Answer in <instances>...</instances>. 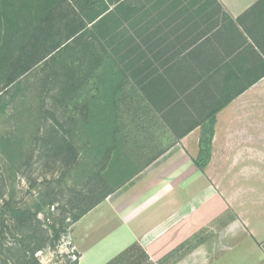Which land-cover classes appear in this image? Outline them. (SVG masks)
<instances>
[{
	"label": "rangeland",
	"instance_id": "rangeland-1",
	"mask_svg": "<svg viewBox=\"0 0 264 264\" xmlns=\"http://www.w3.org/2000/svg\"><path fill=\"white\" fill-rule=\"evenodd\" d=\"M13 1L10 9L18 16L21 25L16 29L4 28L2 34L11 33L12 42L6 43L10 50L19 52L20 48H25L23 56L20 53L13 56L12 66L0 79L1 87L11 79L9 75L19 73L22 76L19 78L22 81L20 86L14 89L8 86L0 91V264H28L26 261L32 258L33 251L40 264H77L74 254L78 256V250L72 235L77 218L100 194L121 185L135 173L203 175V185L212 182L208 186L216 188L228 182L227 179L222 180V175H264V147L244 149L242 154L245 158L241 163H219L220 158L209 163L213 143L211 141L210 147L205 145L203 150L201 141L209 140L215 124L212 119L203 125L201 146L195 133L179 137L185 129H179L178 118L184 115L204 118L205 112L200 113L197 106L166 107L162 113L163 104L149 103L140 92L128 97V109L114 106L113 102L119 100L115 90L119 81L112 78L104 85L101 72H97L94 80L98 90L90 94L78 89L77 93L63 94L66 87V77L63 76L71 74L67 66L71 51H66L56 61L50 59L55 52L38 61L44 51L52 47V41L38 27L41 22L38 19L46 16V12L41 10L46 0ZM138 1H141L138 4L140 13L128 21L134 23L141 17L146 22L156 15L152 9L162 12L165 9L173 16L169 29L175 30L184 15H195L209 3V0ZM127 8L126 13L129 14ZM130 26L127 25L128 28ZM56 32L59 39L69 33L70 28L61 25ZM36 34H41V41L35 37ZM18 38L24 42H17ZM115 63L121 66L117 57ZM84 70L86 66L82 68ZM85 79L83 81L82 76L79 77V87L86 84ZM107 87L115 91L109 101L113 105L108 109L110 121L104 107ZM87 107L91 110L88 111ZM150 120L151 123L148 122ZM130 131L131 137L124 138V133ZM213 135L214 132L212 139ZM135 139L145 144L144 150L134 147ZM262 142L264 145V140ZM110 147L112 150L108 156L106 149ZM201 149L203 156L200 155ZM235 151L238 154L239 150ZM155 155L159 157L155 159ZM253 156H261L260 162L247 158ZM149 158L155 160L145 166L144 162L146 164ZM191 182L187 180L182 186L183 194L201 186ZM247 182L248 179H236L237 186ZM260 183L263 188L264 182ZM117 190L111 194L112 197ZM183 194L182 198H187ZM111 195L107 199H111ZM12 210L19 212L14 214ZM261 214L264 216V212ZM51 227L60 233L59 238L53 239Z\"/></svg>",
	"mask_w": 264,
	"mask_h": 264
},
{
	"label": "crops",
	"instance_id": "crops-1",
	"mask_svg": "<svg viewBox=\"0 0 264 264\" xmlns=\"http://www.w3.org/2000/svg\"><path fill=\"white\" fill-rule=\"evenodd\" d=\"M218 1L229 20L205 50L211 62L222 59V69L197 108L208 115L221 107L209 163L233 164L244 149L264 147V76L255 79L264 67V48L255 43L264 45V0ZM207 122L189 132L198 144ZM202 177L135 175L74 223L78 264H264V175H222L228 182L219 188ZM238 177L249 182L237 186ZM187 180L201 186L183 194Z\"/></svg>",
	"mask_w": 264,
	"mask_h": 264
},
{
	"label": "trees",
	"instance_id": "trees-1",
	"mask_svg": "<svg viewBox=\"0 0 264 264\" xmlns=\"http://www.w3.org/2000/svg\"><path fill=\"white\" fill-rule=\"evenodd\" d=\"M140 2L138 0H46L43 9L41 8L42 11L46 12V16L38 19L41 21L38 27L43 35L45 33L48 39L52 41V47L44 51L38 61L53 52L55 53L50 59L56 61V59L58 60L62 55H65L66 51H71L67 63L71 74L66 73L63 76L66 77V87L62 91L63 94H74L79 91L78 89L86 90L90 94L98 90V87L94 85V80L97 72H101L103 73L101 79L104 85H107L112 78L119 81L115 88L119 100L116 101L117 103L113 102L114 106L119 105L127 108L128 97L134 96L138 92L144 98H147L151 104H163L164 110L161 111L162 113L165 112L166 107L181 109L184 108V105L194 107L198 104L205 105L206 97H208L207 85L215 76L220 75L222 69V59L216 60V63L211 62L212 56L206 52V45L214 37L220 36L218 34L220 26L229 20V15L224 12L218 0H209V3L205 4L201 11H197L199 13L188 17L184 15L180 26L175 30L174 28L169 29L173 16L171 17V13H168L165 9H163V12L162 10L152 9V12L155 11L156 15L154 18L146 20V22L141 17L134 23L128 21L139 15L138 4ZM13 3V0L0 2V79L12 66L13 56L19 53L20 56H23L25 48H20L19 52L18 50H10L7 48L6 43L12 42L11 33L7 32L6 35L5 32L2 34L4 28L7 30L16 29L17 26L21 25L18 16L14 15L10 9ZM127 7H129V14L126 13ZM118 13H121V15H116ZM168 15L169 17L166 18ZM173 15L176 18L179 17L177 13ZM116 18L119 19L115 20ZM116 23L119 24L115 26ZM128 24H131L130 28L127 27ZM61 25H67L70 32L57 39L56 29ZM131 30L134 32H131ZM99 35L101 36L100 41ZM35 37L39 41L42 40L40 39L41 34H36ZM18 41L24 42L21 38H18ZM255 43L264 48V45L256 38ZM13 51L14 54L12 55ZM262 52L264 53V49H262ZM116 57L121 66L115 63ZM84 62L87 64H84ZM84 66H86V70L83 72L82 68ZM260 68L257 70L261 72L255 79L264 76V67ZM81 76L82 80L86 78L87 81L82 88L78 84ZM20 77L22 76L19 73L9 75L8 78L11 79L0 87V91L8 86L12 89L20 86L22 83ZM108 87L106 88L107 94L105 97L107 103L104 105L107 111L109 107H113L109 101L115 95V91H112L111 87L108 89ZM198 96L203 98L200 102H197ZM220 108V106L213 107L212 112L202 119L192 115H184L183 118H178L177 124H181L179 129H185L182 130V133H179V137L185 136L191 129L206 120L212 119L215 121L214 114ZM87 110L91 109L87 107ZM87 114L91 117V113L87 112ZM107 114L108 117L111 115L109 111ZM136 117L137 114L133 118L136 119ZM108 120L110 121V117ZM180 120L182 121L178 123ZM132 122L136 124L135 121L132 120ZM148 122L151 123V120ZM212 132L213 129L208 141H201L203 150L206 148L205 145L210 147ZM55 133L57 134V132ZM130 133L131 131L128 134L124 133V138L131 137ZM60 138H63V135ZM135 138H137V135H135ZM124 141L129 143L127 139ZM133 145L141 151L145 149V144L143 142L138 143L137 139H135ZM202 149L201 156L204 153ZM111 150V147L106 149L108 156ZM158 157L159 155L154 156L155 159ZM154 158H149L146 164L144 162V165L147 166L155 160ZM196 162L199 161L196 160ZM135 175L136 173L130 175L121 185L115 187V190L110 189L100 194L76 221L106 200L117 189L124 186ZM12 212L16 214L19 211L12 210ZM51 229L54 234L53 239L59 238L60 233L55 227H51ZM33 255L34 251L32 258L26 263L40 264Z\"/></svg>",
	"mask_w": 264,
	"mask_h": 264
},
{
	"label": "built area",
	"instance_id": "built-area-1",
	"mask_svg": "<svg viewBox=\"0 0 264 264\" xmlns=\"http://www.w3.org/2000/svg\"><path fill=\"white\" fill-rule=\"evenodd\" d=\"M74 259H77L78 260V256L74 254Z\"/></svg>",
	"mask_w": 264,
	"mask_h": 264
}]
</instances>
